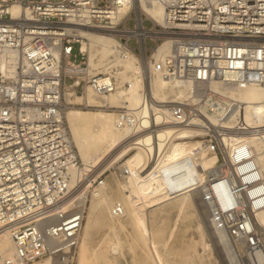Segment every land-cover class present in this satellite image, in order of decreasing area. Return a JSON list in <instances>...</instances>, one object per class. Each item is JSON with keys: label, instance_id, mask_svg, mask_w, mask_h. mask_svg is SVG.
<instances>
[{"label": "built area", "instance_id": "built-area-1", "mask_svg": "<svg viewBox=\"0 0 264 264\" xmlns=\"http://www.w3.org/2000/svg\"><path fill=\"white\" fill-rule=\"evenodd\" d=\"M154 2L165 11L163 24L135 9ZM125 6L126 17L113 22ZM84 28L121 33L122 44L137 54L170 40L156 71L194 85L190 105L217 120L204 142L218 163L202 182L194 173L211 230L220 232L230 264H264V224L256 218L264 211V176L240 137L249 130L245 122L224 127L239 102L211 89L250 83L264 91V0H0V244L7 231L15 250L0 249V264H75L88 197L104 186L109 164L86 170L64 119L66 93L84 96L91 88L106 96L115 89L110 74L89 69ZM189 111L187 104L169 106L159 124L144 128L139 114L120 109L119 126L134 128L120 148H138L139 137L186 123ZM152 146L147 161L155 168L166 151ZM119 161L112 165L125 179ZM123 214L122 205L112 208L113 216Z\"/></svg>", "mask_w": 264, "mask_h": 264}, {"label": "bare ground", "instance_id": "bare-ground-1", "mask_svg": "<svg viewBox=\"0 0 264 264\" xmlns=\"http://www.w3.org/2000/svg\"><path fill=\"white\" fill-rule=\"evenodd\" d=\"M18 8L17 6L12 8L14 16L19 12ZM135 9L138 10L137 12L139 14L141 12L145 13L156 23L163 24L165 11L160 4L154 2L148 5L146 3L140 6L135 5ZM129 11V6H125L118 13L111 15L113 22L126 17ZM80 35L81 50L88 55L89 69L93 74H98L96 72L99 71L103 72V74H110L114 78L115 89L106 96L96 94L91 88L87 89L84 96H73L68 92L65 94V100L68 104H70L69 102L74 97L73 99L76 103H80L84 99L89 106L94 105L101 108L127 109L135 113L138 109L143 108L140 114H136H139L140 126L144 128L159 124L162 120V114L167 111L169 106L176 104H187L189 106L191 119H187L186 123L162 127V129L158 130L156 138L150 137L147 134L139 137L140 140L148 138L150 141L139 143L148 145L144 146V148H137L136 153L128 164L132 166V169L137 170L138 173H140V170H145L139 176L148 182L149 206L153 207L165 200L173 199L174 196H182V201L179 204L180 207H178L175 213L176 219L179 220L180 217L187 214L185 205L190 200L195 207L196 213L201 218L202 214L204 216L206 215L208 222V212L201 196V190H198V197L200 193L199 198L201 203L194 196V193L199 188L197 184H194V173H196L199 182H201L199 178L201 172L206 174L207 171L214 169L218 160L215 154L209 152L205 142L195 141L194 139L205 136L209 130H216L215 124L217 120L214 115L207 113L205 115H207L208 119L202 118L199 109L190 105L191 94L197 91L194 85L180 80L167 81L156 71L155 64L161 62L171 51L170 40L166 39L151 52L150 57H147V52L144 47L141 48L140 54H137L132 49L123 45L119 40L121 33H115L113 30L105 28H84L80 30ZM211 89L239 102V107L233 109L229 114L224 127H232V124L238 119L245 122L249 130L245 134H241L240 137L251 148L255 162L260 170H262L261 173L264 176V91L258 85L250 83L236 87H227L220 83H213ZM146 95L150 100L147 105L144 103V97ZM203 112L205 113V110ZM65 113L64 119H66L74 134V137L72 133L70 134L72 135L71 138H73V144L77 149L80 159L82 158L86 170L117 162L115 156L125 148H120L119 145L128 137L127 132L131 134L134 129L129 123L125 126H119V113H109L104 110L97 112L82 111L75 108L69 109L66 115ZM169 135L172 136L160 139V137ZM176 139L190 140L179 143L172 141L166 145H158V142ZM156 142L159 147L158 149L160 151L165 150L166 155L155 168L153 166L148 167V156L150 152L156 151L157 147L154 148L152 146ZM176 165L181 168L178 172H180L182 179H177L173 174L175 172L174 166ZM82 170L83 168L81 169V167L79 169L76 168L74 169V174L78 175ZM123 171L128 173L127 176L131 172L125 165L121 167V172ZM110 186H112L110 183L108 186L104 184V186L93 192L92 198L97 199L99 202L93 206L90 204L92 207L87 212V222L77 256L78 264L106 263L97 252V255H95L97 258L96 261L90 258V239L94 232L105 227L114 230L115 222L123 218L126 224L133 229L134 237L142 247L145 249V243L147 242L157 252L156 258L159 262L168 264L165 254L160 249L162 245L167 246V241L162 240L161 236L157 235L155 229L150 226V222L156 216L146 217V213H142L137 220L136 217L132 216L130 210H128L127 202L123 196H120L119 189L110 190ZM113 196L118 197L120 200L113 201ZM116 204L124 207V214L121 217L112 215V208ZM256 218L260 223L264 224V211L257 212ZM163 221L159 220L160 223ZM208 225L210 227L209 222ZM209 227H207L205 222L204 224L201 222L198 230L201 236L200 240L203 253L209 252L210 254L212 244L206 240L211 230V227ZM211 233L216 245L219 247L218 249L222 252L225 247L220 232L216 234L217 236L213 233V230H211ZM1 239V251L6 255H13L15 251L13 241H11L7 231L3 232ZM197 242L196 237L190 238L188 247H186L188 253L185 254V260L189 261L192 259L199 264L202 262L205 263L203 260L204 255H201L196 250ZM107 245L111 247L114 254L131 253L133 247L132 244L125 245L120 241L111 243L104 241L102 250ZM225 256L229 260L226 254ZM226 258H224V261L226 264H230ZM50 263V261H45L36 264ZM114 264L122 263L117 261Z\"/></svg>", "mask_w": 264, "mask_h": 264}, {"label": "rangeland", "instance_id": "rangeland-1", "mask_svg": "<svg viewBox=\"0 0 264 264\" xmlns=\"http://www.w3.org/2000/svg\"><path fill=\"white\" fill-rule=\"evenodd\" d=\"M150 46H152V45L150 44ZM146 52H147V57H150L151 52L150 51H146ZM87 56L88 55H86L85 60L88 63ZM96 73H103V72L99 71ZM73 98H72V101L69 102L70 104H68V106H67L68 107L67 111L71 108H75L78 110L91 111V112H97V111H103V110L108 111L109 113L115 112L117 114L120 112V108H114L113 109V108H106V107L101 108V107L94 106V105L89 106L87 101L84 99L82 101H80V103H76V102H74ZM121 108H123V107H121ZM67 111H66V113H67ZM66 113H65V115H66ZM65 122L67 124V127L69 129L70 134L72 133V135L74 137L73 131L70 129V126H69L68 122L66 121V119H65ZM72 135H71V137H72ZM127 135L129 136L130 134L127 132ZM147 135L150 136L149 134H147ZM171 136L172 135L160 137V139L167 138V137L169 138ZM72 140H73V138H72ZM188 140H190V139L166 140V141L158 142V145H166L167 143H171L172 141L179 143V142H186ZM194 140L204 142L206 140V137L205 136L197 137ZM148 141H150V139H148V138L142 139V140H140L139 143H146ZM146 145H148V144H139L138 148H141V147L144 148V146H146ZM136 150H137V148L128 149V147L126 146L124 149L121 150V152H119V154H117L115 156L116 161L120 160L119 164H121V162L123 163L121 166L125 165V167H127L131 171L129 173V175L125 179H121L118 176V172L116 171V167H118L117 163H115L114 165H112V163H111L108 165L109 169L106 172V174L104 175L105 176L104 184L106 186H108V184L110 183V185H112V186H110V190L117 189V188L119 189L120 196H123L125 198V201L127 202L128 210H130L132 216L136 217L137 220H138V217L142 213H146L145 214L146 217H153V216L157 217V219L155 217V219H153L150 222V226H152L155 229V232L157 233V235L161 236L162 240L167 241V246L162 245L160 247V249L165 254L166 259L168 261V264H199L198 262L193 261L192 259H190L189 261L185 260L186 259L185 254L188 253L186 251V247H188L187 245H188L191 237H196V239L198 240L197 245H196L197 246L196 250L201 255H204L203 260L205 261V263L202 262L201 264H226V262L224 261V258L222 256V252L218 249L219 247L216 245L214 238L212 237V233H211L210 229H209L210 234L208 235V237H206V240L210 244H212V250H211L210 254H209V252L203 253L202 244H201V240H200L201 236H200V232L198 230V227H199V225H201V222H203V224L205 222L207 227H209V225L207 222L206 215L204 216V214H202V218H201L196 213L195 207L190 200L185 205V207H186L185 209L187 211V214L185 216L180 217L179 220L176 219L175 213L177 212L178 207H180L179 204L182 201V196H176V197L174 196L173 199L165 200L160 204L154 205L153 207L149 206L150 204H149V199H148V190H149L148 189V182L146 179L141 178L139 176V173L137 172V170L132 169V166H130V164H128V162L133 158V155L136 153ZM76 152H77V149H76ZM77 156H78L81 164L84 167V163L82 162V158L80 159L78 153H77ZM215 157H216V155H215ZM216 159H217V157H216ZM216 162H217V160H216ZM83 167L81 166V169ZM174 167H175L174 168L175 172L173 173L174 176H176L177 179L178 178L182 179L180 172H178V170L180 171V169H181L180 166L178 167V165H176ZM204 176H205V174L201 172V174L199 175L201 182H202V179L204 178ZM121 185H123V186L121 187ZM198 190L199 189H197V192L194 193V196L196 198H198L199 200H197V201L199 203H201V200L199 198L200 193H199V197H198ZM196 193H197V195H196ZM194 196H193V198H195ZM88 198H89L90 202L88 201L87 209L85 211L84 222L82 225V230H81V234H80V238H79L80 244L82 241L85 225L87 222V218H86L87 212L93 205H96V203L99 202L97 199L90 198V196ZM119 200L120 199L118 197L113 196V201H119ZM201 208H200V210H201ZM159 220H161V221L164 220V221L160 223ZM115 224L116 225L114 226L115 227L114 230H111L110 228L108 229L105 227V228H103L99 231H96L92 234V237L90 239L91 241H90V251H89V255H90V258L92 260L96 261L97 258L95 257V255H97L96 254V252H97L98 254L101 255L103 260L106 261V263H104V264H114L117 261L122 263V264H162L156 258L157 252L155 251V249L150 247V245H148L147 242L145 243V245H146L145 249L142 247V245L139 243V241L134 237L133 229L129 225L126 224V221L124 218L115 222ZM116 240L120 241L121 243H123L125 245L132 244V246H133L132 252L131 253L125 252L123 254H120V253L114 254L113 251L111 250V247H109V245H107V247L102 250V246H103L104 241L111 243V242H117ZM80 244L78 246V252L80 249ZM77 256H78V253H77ZM78 263L79 262H78V258H77L75 264H78Z\"/></svg>", "mask_w": 264, "mask_h": 264}]
</instances>
